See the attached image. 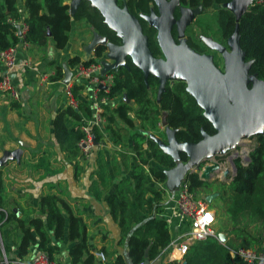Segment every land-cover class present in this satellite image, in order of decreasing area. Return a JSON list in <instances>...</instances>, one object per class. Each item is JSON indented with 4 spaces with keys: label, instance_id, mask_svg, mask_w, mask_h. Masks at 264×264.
Listing matches in <instances>:
<instances>
[{
    "label": "trees",
    "instance_id": "obj_1",
    "mask_svg": "<svg viewBox=\"0 0 264 264\" xmlns=\"http://www.w3.org/2000/svg\"><path fill=\"white\" fill-rule=\"evenodd\" d=\"M25 12L24 21L28 25L26 40L31 48L43 49L49 40L56 49L68 46L70 32L75 22L83 20L90 32L96 31L105 35L108 41L121 44V37L108 27L100 11L91 6L88 0H81L71 12V0H22ZM230 0H178L173 15H180L179 7L194 8L202 5L201 15L194 21L201 31V39L211 34L216 26L223 39L234 31L236 22L231 11L223 7ZM19 0H0V50L18 42L16 28L8 19L20 16ZM118 6L125 7L140 23L147 37L148 46L156 58L164 57L157 39V28L150 24L147 17L158 14L154 0H116ZM219 5L212 15L209 10ZM208 20L202 21L205 18ZM209 15V16H208ZM185 30L186 42L192 49H199L198 43ZM188 33V34H187ZM171 34L177 41L176 27ZM239 45L244 51L245 62L250 61L249 74L257 80L264 81V3H254L241 17L238 23ZM107 50L106 45H97L93 53L83 62L89 64L99 61ZM82 58L74 55L67 59L73 68ZM126 66H117L109 70L114 80L108 97L116 98V103L103 104L107 122L104 132L108 141L118 149L108 159L105 153L94 146V168L90 172L87 193L100 202L107 194L108 213L118 228L116 244L123 246L125 253L118 250L110 252L103 248L106 255L104 264H141L147 250L149 261L159 257L171 239L168 223L161 216L162 201L165 189L160 184L166 181V170L175 166L174 158L162 149L159 137L165 138L161 130V121L173 129L178 143L198 142L202 133L214 134L216 129L204 115V109L182 80L166 81L163 90L159 91L158 78L152 74L146 77L140 68L125 57ZM54 70L49 77L51 81L61 80L64 69L50 61ZM250 86V85H249ZM82 86L74 84L75 95ZM102 94V93H101ZM127 96L128 101L125 100ZM12 109H18V103L11 102ZM94 103L79 102L78 109L69 104L55 113L52 119V141L63 152L66 162H72L73 179L77 180L83 167L80 165L78 141L84 136L80 126L82 119L93 117ZM96 142L102 138L97 126L91 125ZM256 143L249 152L250 160L246 165L240 158L234 160L236 173L229 183L230 198L225 213L231 221L226 244L215 237L193 243L181 262L169 261L167 264H233L226 245L262 249L264 243V135L255 134ZM220 158V157H218ZM82 159V158H81ZM180 159L188 161L186 153H180ZM205 162L199 164V168ZM1 174V171H0ZM191 191L197 193L207 186L196 172L187 173L185 177ZM152 181L154 183H152ZM113 185V187H112ZM247 215L254 222L262 235V242L257 236L247 231L240 224L239 218ZM0 261L3 259L2 248L6 258H25L34 247L36 252L46 251L51 259L60 251L66 240L68 264H99L91 252L87 238V222L70 203V200L55 192L42 193L33 207L27 203L23 207L18 203L15 209L7 207L5 185L0 175ZM35 252V253H36Z\"/></svg>",
    "mask_w": 264,
    "mask_h": 264
},
{
    "label": "water",
    "instance_id": "obj_2",
    "mask_svg": "<svg viewBox=\"0 0 264 264\" xmlns=\"http://www.w3.org/2000/svg\"><path fill=\"white\" fill-rule=\"evenodd\" d=\"M80 1H70L71 12H74ZM88 1L91 6L100 11L108 27L121 37V44L111 43L107 36L92 31L90 41L83 46L85 57H90L97 45H106L109 49L108 56L114 61L109 65L103 64L104 71L117 66L127 67L125 57L130 56L132 62L142 70L145 77L152 74L158 78L159 91L163 90L168 80L185 81L186 89L194 95L203 107L204 115L216 129L212 135L203 132L202 139L198 142L178 143L174 135L168 137L169 140L166 139V143L162 138H158L162 149L169 153L176 162L175 166L165 171V183L169 190L177 189L186 174L193 172V168L200 169L199 164L206 158L225 154L235 144L240 143L241 137L264 135V92L261 89L264 85L257 86V88L247 85L246 77L255 78V76L248 73L251 62L244 60L245 54L240 48L238 34L239 20L253 5V0H230L223 5L233 13L236 22L234 31L227 39L229 51L210 38H202L210 47L224 53L227 65L225 72L215 66L210 56L197 53L186 42L185 30L202 14V5L194 8L179 7L180 15L176 19L173 12L179 4L178 0H154L158 14H151L147 19L157 28V39L164 54V57L156 58L149 49L147 37L140 23L125 7L118 6L116 0ZM173 26L176 27L177 41L171 34ZM64 74L62 82L66 84L71 77V70L65 67ZM124 98L128 101L126 95ZM162 121L166 126V121ZM94 143L97 144L96 141ZM20 145L21 147L13 150H4L0 157V165L9 160L20 161L22 147H26L27 144L21 142ZM181 152L186 153L189 164L180 159ZM236 156V152L229 156L233 169L231 180L236 173L233 161ZM247 160H250L249 155ZM210 161L205 162L202 166L203 170L199 172L202 180H209L219 173L224 177L230 174L229 169L222 168L220 162ZM216 196L217 193L205 195V200L210 203ZM217 236L221 243H226L227 234L219 232ZM2 254L5 257L3 248ZM144 257L141 264H150L147 250Z\"/></svg>",
    "mask_w": 264,
    "mask_h": 264
},
{
    "label": "crops",
    "instance_id": "obj_3",
    "mask_svg": "<svg viewBox=\"0 0 264 264\" xmlns=\"http://www.w3.org/2000/svg\"><path fill=\"white\" fill-rule=\"evenodd\" d=\"M18 5L20 9L19 18L24 19L25 12L23 10V1L19 0ZM219 7V5L213 6L214 9ZM80 41L76 40V42H72L70 38L68 46L61 50L56 49L51 40H49L47 46L43 49L31 48V46L27 51L21 49L18 53V63L14 70L13 76V81L19 91V94L22 88L21 85H36V89H38L40 85H56L55 87L61 86L62 90L64 91L62 82L63 78L58 81H51L48 79L46 82H42L40 81V75L48 71H53L54 73V70L50 65V61L54 60L55 64L61 65L63 67L64 73L65 67L71 70L72 76L73 68L68 66L67 59L76 54L71 51L70 43H73L75 49L81 50V47L83 46L81 43L84 41V39ZM26 56L31 59V65L29 67L24 66V63L27 60ZM80 57L84 59L85 55L83 54V56ZM2 69V65L0 64V73L2 72ZM79 95L80 102H88L87 97H83L81 93ZM25 96V91L21 92L20 97L22 98H19V100L16 102L18 103V109L11 108V101H5L4 99L0 98V135L9 134V136L17 138L19 145L21 142H25L27 144L26 147H22L25 148L22 149L21 161L24 160L22 165L19 167L16 165L19 164L20 161H9L4 164L3 167H0V171L5 172V176H7L5 181H9V177L15 176L14 179L20 182L23 186L21 190H17L19 194H23V198H20V201L18 199L16 200L23 207H25L24 202L26 204L30 203L33 207H35L37 205V198L40 194L55 192L69 199L72 206L79 213L81 212L78 210V208H76L74 203L83 202L82 209L90 214V219L93 220L92 223L94 224V228H96V230H94L93 227H90L87 224V238L89 246L91 247V252L93 253V251L97 250L103 251L102 249L105 248L108 252L112 250H118L120 253L124 254V247L118 246L116 244L118 239V228L108 213V205L106 200L107 194L103 196L100 202H97L87 193V188L90 182V172L95 167L93 164V153L91 152L88 158L83 159L88 161L86 167L82 164V162L80 163V165L82 167L84 166V168L80 177L75 180L72 177V162H66L64 160L63 152H61L58 149V146L52 141V119L55 113L58 112L65 104H53L48 109L39 106V111H37V114L32 118H27L23 116V114L26 112V107L29 106V101L27 99L28 97L26 96L25 98ZM64 97L67 104L65 92ZM108 103H116V98H110ZM48 119L49 132L46 133L41 126L46 124L45 121ZM35 121H38V123L35 124ZM104 126L101 129L98 128L100 132H102V138L99 141H103L104 138H106V143H104L103 146L110 148L112 147L111 149H113V152H115L117 148L108 141L107 134L104 132ZM161 130L164 132L167 130V127L163 125V121H161ZM162 139L169 140L168 137ZM101 147L102 146H97L98 149H101ZM15 148H17V145L14 144L11 147H7L8 150H13ZM101 150L103 151V149ZM53 151L57 152V158H62V162L56 163L57 165H55L51 159L50 165H47V160L44 162V165H41L44 158L43 155H45L47 152ZM106 157L108 159L110 158L108 155H106ZM217 157H220V155H217ZM35 164L39 165L37 166ZM60 168H62V170H60ZM152 183L154 182L152 181ZM160 185L165 189L164 199L161 202L163 206L161 216L166 219L171 238H174L178 235L186 233L189 230L188 221L170 208L173 203L172 197L176 193V189L169 190L165 182ZM15 196L17 197L18 195ZM81 215L83 216L82 213ZM91 241L93 242L91 243ZM94 244L96 247H94ZM69 247L70 244L64 240L60 246V251L55 253L54 257L61 256L63 263L68 264L69 259L67 257L66 251ZM35 252L36 249L32 247L30 253L26 257L32 256ZM150 264H166L165 254L161 252L159 257L150 261Z\"/></svg>",
    "mask_w": 264,
    "mask_h": 264
},
{
    "label": "built area",
    "instance_id": "obj_4",
    "mask_svg": "<svg viewBox=\"0 0 264 264\" xmlns=\"http://www.w3.org/2000/svg\"><path fill=\"white\" fill-rule=\"evenodd\" d=\"M254 3H264V0H253V4ZM8 21L16 28L15 34L18 37V42L12 43L8 47L0 50V64L3 68L0 73V98L5 101H17L20 98V94L14 84L13 76L18 63L19 51L21 49L27 51L30 48V44L25 37L28 25L24 19L20 18H9ZM30 65L31 59L27 57L24 66L29 67ZM51 75H53V71L42 73L40 75V81L46 82ZM113 80V74L109 71H104L101 62L93 61L89 64H85L82 59L73 67L69 82L63 84L67 104L74 109H78V104L80 102L79 97L72 91V86L75 83L82 86L78 93H81L83 97H87L88 101L91 100L94 103L93 117L89 120L83 118L80 126L84 134L78 141L80 157L82 159L90 156L94 146H103V144L106 143V138H104L103 141L96 142L97 144L94 143L95 139L91 131V125H95L101 129L107 122L106 116L104 115L103 104L109 101L108 93L110 92ZM116 148L118 149V147ZM186 163L189 164L188 161ZM201 170H203V167L200 169L193 168V172L198 174ZM229 171L231 172V169H229ZM172 202L170 208L188 221L189 230L186 233L170 239L166 248L162 251L165 254L166 264L170 263L168 261L169 258H172L174 262H181L193 243L204 240L210 236L218 239L217 234L219 233L213 228L217 222L216 210L209 206V203L205 200V195L202 196L189 189L188 182H186L185 178L177 187L176 193L172 197ZM226 247L233 264H264V243L262 244L261 250L230 245H226ZM93 254L99 264H104L106 255L103 251H93ZM0 264L61 263L55 259H51L46 251H38L30 257L21 259L14 258L10 261L6 256H3Z\"/></svg>",
    "mask_w": 264,
    "mask_h": 264
},
{
    "label": "rangeland",
    "instance_id": "obj_5",
    "mask_svg": "<svg viewBox=\"0 0 264 264\" xmlns=\"http://www.w3.org/2000/svg\"><path fill=\"white\" fill-rule=\"evenodd\" d=\"M215 10L216 9H214V8L210 9L209 10L210 12H208L209 15H212ZM201 15L203 16L204 13L202 12ZM204 20H208L206 13H205V18H203L202 21H204ZM189 28L191 29L190 32L194 36V38H197L198 34L201 33V31L198 29V27L195 26L194 22L189 26ZM212 28L214 29V28H216V26L213 25ZM190 32L188 31V33H190ZM70 38H71L72 42L73 41L76 42V40L80 41V40L84 39V41L81 43L84 46L85 44H87L90 41L91 32H90L89 28L86 26V24H84V22L81 20L79 22L74 23L73 28L70 32ZM75 38H76V40H75ZM72 42L70 43L71 51L78 56H83V54H84L83 46L81 47V50L75 49ZM108 53H109V49H107L105 51V53L100 57L99 62H101L102 64H105V65H109L110 63H112L114 60L108 56ZM223 56L225 58L224 53H223ZM47 66H48V64H47ZM221 68L224 70V72L227 70L226 59H225V64H222ZM246 79H247V85H250L251 88H257V86L264 85V81H258L254 77L247 76ZM35 86L36 85H33V86L32 85H21L22 88L20 90V95H21V92L25 91V95L28 97L27 99L29 101V106L26 107V112L24 114L21 113V114H23L24 117H27V118L34 117L37 114V111H39V106H41L45 109H48L53 104H57V103L66 104V101H65L66 99L64 97V91L62 90L61 86L55 87L56 85H40V87L38 89H36ZM262 88L264 89V86H262ZM79 94H77V97H80ZM26 96H25V98H26ZM20 98H22V97H20ZM11 102H17V101H11ZM45 122H46V124H43L41 127L45 130L46 133H48L49 132V125H48L49 119L46 120ZM37 123H38V121H35V124H37ZM5 129H6V127H5ZM165 135H166V138L172 137L173 130L171 128H168L165 131ZM163 141L166 143V139H163ZM239 141H241L240 143H238L239 145L235 144L232 148L227 150V152L225 154L220 155V158H218L217 156H214L211 158H206L204 161L206 163L211 162L210 160L218 161L221 163V166L223 168L231 169L230 174L225 176V177L224 176L222 177L221 173L215 174V175H213V177L211 179L206 180L208 183L207 186L201 187L197 190V193L201 194L202 196L217 193V196L214 197L211 200V202L209 203L210 207H212L216 210V215H217V222L215 223L213 228L215 230H217L218 232H223L225 234L228 233L227 232L228 229H230L232 226L231 221L229 220V217L225 213V208H226V205H227L229 198H230L229 183L231 181L230 178L232 177V173H233L232 165L230 164V161H229V156L233 155L236 152L237 156L235 158H233V161L237 158H240L242 164H246L247 163V156L249 155V152H250L252 146H254V144L256 143V138L254 135H249L246 137H241L239 139ZM12 143L14 145H17V147H21L19 145V143L17 142V138L9 136V134H4V135L1 134L0 135V157H1L2 152L4 150H8L7 147H11L13 145ZM161 144L164 145L162 142H161ZM111 148L107 147V146L101 147V149H103L104 153L106 155H108L109 157H110V155L112 156L114 153L113 152L114 150ZM244 148H246L245 156L243 155L244 152H242ZM22 149H25V148H22ZM96 150H98V148H95V151ZM43 156H44V158H43L41 165H44V162L46 160L48 161L47 165H50L51 159L55 163V165H57L56 163L62 162L61 157L57 158L58 156H57L56 151L47 152ZM33 157H34V155H33ZM21 158H22V155H21ZM21 158H20L19 164H16L18 167L20 165H22V163L24 162V160L21 161ZM80 160H81L82 164L86 167L88 161L83 160V159H80ZM9 161H16V160H9ZM9 161H7V162H9ZM188 162H189V160H188ZM6 163H4V164H6ZM4 164L0 165V167H3ZM39 164H35V165L38 166ZM84 166H83V168H84ZM60 170H62V168H60ZM0 175H1V178L3 179L4 185H5L7 207L11 208V209H15L16 205L19 203L16 199H18L20 201L21 200L20 198H23V194H19L17 192V190L18 189L21 190L23 188V186L21 185L20 182H18L17 180L14 179L15 176L9 177V181H5V178L7 177V176H5V172L2 171ZM15 195H18V196L16 197ZM74 204L76 205V208H78V210L83 214L84 218L87 221V224L90 227H93L94 230H96V228H94V224L92 223L93 220L90 219V214H88L87 212H85L82 209L83 202L74 203ZM24 205H26L25 202H24ZM239 221H240V224L243 225L247 231H250L251 233L255 234L257 236L258 240L262 242V239H261V238H263L262 235H259L260 233H259L257 227L255 226L254 222H252L249 219V217L247 215H242L239 218ZM228 236L232 240L233 235L230 234ZM92 242L93 241H91V243ZM94 247H96L95 244H94ZM54 258L59 263L64 264L61 256L54 257Z\"/></svg>",
    "mask_w": 264,
    "mask_h": 264
},
{
    "label": "flooded vegetation",
    "instance_id": "obj_6",
    "mask_svg": "<svg viewBox=\"0 0 264 264\" xmlns=\"http://www.w3.org/2000/svg\"><path fill=\"white\" fill-rule=\"evenodd\" d=\"M191 25V24H190ZM188 25L187 27H189ZM211 34L207 37L210 38L212 41H215L225 47V50L229 51L230 48L227 44V39H223L222 36L218 33L217 28H214L210 30ZM187 37V35H186ZM194 38V36H193ZM194 40L198 43L199 49H193L197 53L201 55H207L210 56L213 63L216 67H218L222 72L224 70L221 68L222 64H225V58L223 56V52H220L212 47H210L204 40L201 39L200 35L198 34L197 38H194ZM221 60V61H220Z\"/></svg>",
    "mask_w": 264,
    "mask_h": 264
},
{
    "label": "bare ground",
    "instance_id": "obj_7",
    "mask_svg": "<svg viewBox=\"0 0 264 264\" xmlns=\"http://www.w3.org/2000/svg\"><path fill=\"white\" fill-rule=\"evenodd\" d=\"M261 89L264 92V89L263 88H261ZM242 152H244L243 155L245 156V154H246V148H244ZM168 261H174V260L172 258H169Z\"/></svg>",
    "mask_w": 264,
    "mask_h": 264
}]
</instances>
